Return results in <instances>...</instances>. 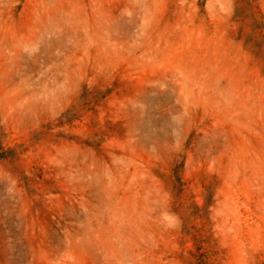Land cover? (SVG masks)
Wrapping results in <instances>:
<instances>
[{
  "label": "rangeland",
  "instance_id": "rangeland-1",
  "mask_svg": "<svg viewBox=\"0 0 264 264\" xmlns=\"http://www.w3.org/2000/svg\"><path fill=\"white\" fill-rule=\"evenodd\" d=\"M175 169L264 264V0H0V264H182Z\"/></svg>",
  "mask_w": 264,
  "mask_h": 264
},
{
  "label": "trees",
  "instance_id": "trees-1",
  "mask_svg": "<svg viewBox=\"0 0 264 264\" xmlns=\"http://www.w3.org/2000/svg\"><path fill=\"white\" fill-rule=\"evenodd\" d=\"M252 12L250 13V18H255L260 16L258 6L251 5ZM263 31V30H262ZM251 39V38H250ZM248 48L252 49L251 40L246 42ZM174 178L171 184V204L174 207V212L179 216V220L182 222L181 229V242L186 244L191 242L193 244V249L187 250L182 248L181 254H179L178 259L182 264H214L210 260L209 248H207V237L204 225L200 222L201 217L198 216L192 220V209L199 210L196 204H192L189 198L185 196V185L179 177L178 169L173 172ZM159 177H163L159 175ZM174 179V180H173ZM195 224V225H192ZM185 247V246H184Z\"/></svg>",
  "mask_w": 264,
  "mask_h": 264
}]
</instances>
